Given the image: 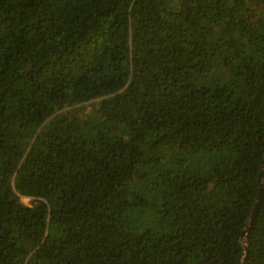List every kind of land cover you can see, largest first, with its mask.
<instances>
[{
    "label": "trees",
    "instance_id": "1",
    "mask_svg": "<svg viewBox=\"0 0 264 264\" xmlns=\"http://www.w3.org/2000/svg\"><path fill=\"white\" fill-rule=\"evenodd\" d=\"M263 159L264 0H0V264H242Z\"/></svg>",
    "mask_w": 264,
    "mask_h": 264
},
{
    "label": "water",
    "instance_id": "2",
    "mask_svg": "<svg viewBox=\"0 0 264 264\" xmlns=\"http://www.w3.org/2000/svg\"><path fill=\"white\" fill-rule=\"evenodd\" d=\"M263 178H264V159L262 161V164H261V168H260V172H259V176H258V183H259V194L257 196V200H256V205L250 215V219H249V222L246 226V228L243 230L242 234H241V237H240V240H241V243L244 247V256H243V259H242V264H245V259L247 257V251H248V247H247V237H246V234H247V230L249 228V225L255 215V212H256V206L258 204V202L260 201L261 199V196H262V193H263Z\"/></svg>",
    "mask_w": 264,
    "mask_h": 264
},
{
    "label": "rangeland",
    "instance_id": "3",
    "mask_svg": "<svg viewBox=\"0 0 264 264\" xmlns=\"http://www.w3.org/2000/svg\"><path fill=\"white\" fill-rule=\"evenodd\" d=\"M25 201H28V199H24Z\"/></svg>",
    "mask_w": 264,
    "mask_h": 264
}]
</instances>
